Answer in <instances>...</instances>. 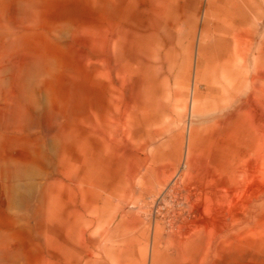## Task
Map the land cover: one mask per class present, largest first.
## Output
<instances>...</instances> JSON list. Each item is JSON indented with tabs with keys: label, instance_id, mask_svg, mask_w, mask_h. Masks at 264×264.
<instances>
[{
	"label": "rangeland",
	"instance_id": "obj_1",
	"mask_svg": "<svg viewBox=\"0 0 264 264\" xmlns=\"http://www.w3.org/2000/svg\"><path fill=\"white\" fill-rule=\"evenodd\" d=\"M0 23V264H264V0H0Z\"/></svg>",
	"mask_w": 264,
	"mask_h": 264
},
{
	"label": "bare ground",
	"instance_id": "obj_2",
	"mask_svg": "<svg viewBox=\"0 0 264 264\" xmlns=\"http://www.w3.org/2000/svg\"><path fill=\"white\" fill-rule=\"evenodd\" d=\"M1 24V23H0ZM3 24V23H2ZM158 25H159V23H158ZM163 26V25H162ZM162 26H159L156 30H155V32H154V35H153V41H151V40H149V39H147V40H149V41H142V42H138V46L139 47H141L140 49H142V47H143V50H140V51H137V52H144L140 57L141 58H138V57H136V61H137V63L138 64H140V65H142V66H144L147 70H151L152 69V66H151V63H150V59H149V57L147 56V52L148 53H150L151 52V49H150V45H151V43H153L154 41H158V44L160 45V46H164V44L166 43L165 41H167L168 43H169V45H171V43H172V40L173 39H171V34H169V33H171V31L169 30V28L167 27L166 28V30L164 29V26L162 27ZM115 45H118V42L116 41L115 42ZM144 45H146L147 46V48L144 46ZM163 49V48H162ZM116 50V49H115ZM147 51V52H146ZM116 53V52H115ZM162 52H160L159 51V53H157V58L158 59H163V55L161 54ZM119 57V56H118ZM159 61V60H158ZM145 85H147V86H145ZM145 85H144V87L142 88V90H141V92H143L144 93V97L142 98V104H143V106H144V110L146 109V107H148V104L147 103H150V101H149V98H148V95H149V93H148V84L147 83H145ZM146 104V105H145ZM146 110H148L149 111V107L146 109ZM143 113V112H142ZM138 119H139V117H138Z\"/></svg>",
	"mask_w": 264,
	"mask_h": 264
}]
</instances>
